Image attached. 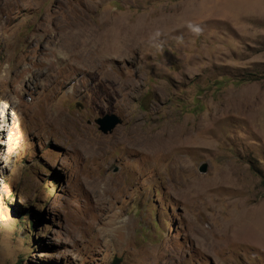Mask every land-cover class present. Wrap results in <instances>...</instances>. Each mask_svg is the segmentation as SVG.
Masks as SVG:
<instances>
[{"label":"rangeland","instance_id":"374dc122","mask_svg":"<svg viewBox=\"0 0 264 264\" xmlns=\"http://www.w3.org/2000/svg\"><path fill=\"white\" fill-rule=\"evenodd\" d=\"M263 177L264 0H0V264H264Z\"/></svg>","mask_w":264,"mask_h":264},{"label":"water","instance_id":"95a60500","mask_svg":"<svg viewBox=\"0 0 264 264\" xmlns=\"http://www.w3.org/2000/svg\"><path fill=\"white\" fill-rule=\"evenodd\" d=\"M98 123L100 130L104 133H109L114 130V128L123 121L122 117L116 113H106L95 119ZM200 171L206 172L208 170V163H203L199 167Z\"/></svg>","mask_w":264,"mask_h":264},{"label":"bare ground","instance_id":"6f19581e","mask_svg":"<svg viewBox=\"0 0 264 264\" xmlns=\"http://www.w3.org/2000/svg\"><path fill=\"white\" fill-rule=\"evenodd\" d=\"M104 53H106V52H104ZM54 119V121L55 122H57V119L56 118H53ZM251 210V209H250ZM245 215H246V219L248 218L249 219V217H250V215H251V213H250V211H246V213H245ZM255 216L256 215H252V218H255ZM239 225V224H238ZM245 231V230H244ZM238 233V232H237ZM236 233V234H237ZM244 234H245V232H244ZM240 235H242V234H240ZM239 236V235H238ZM248 234L246 233L245 235H244V237H245V239L246 240H250V241H253L252 239H257V238H260L259 236H253V238H251L250 236H248ZM241 238H242V236H241ZM258 240V239H257ZM262 240V239H261ZM258 241H260V240H258Z\"/></svg>","mask_w":264,"mask_h":264},{"label":"trees","instance_id":"16d2710c","mask_svg":"<svg viewBox=\"0 0 264 264\" xmlns=\"http://www.w3.org/2000/svg\"><path fill=\"white\" fill-rule=\"evenodd\" d=\"M234 80L243 81V80H246V79H242V78H240V79H234ZM223 81H224V80H223ZM263 178H264V177H263ZM29 223H31V227H32V229L34 230V228H35V226H36L35 221H34V220H30ZM24 260H25V256H24V255H21V256H19V259L17 260V262H16L15 264H22V263L24 262Z\"/></svg>","mask_w":264,"mask_h":264}]
</instances>
